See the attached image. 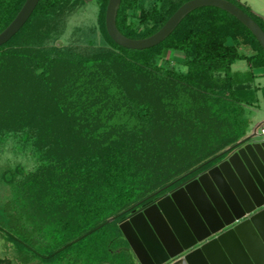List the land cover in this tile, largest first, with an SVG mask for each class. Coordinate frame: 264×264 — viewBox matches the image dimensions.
I'll list each match as a JSON object with an SVG mask.
<instances>
[{
  "label": "trees",
  "instance_id": "trees-1",
  "mask_svg": "<svg viewBox=\"0 0 264 264\" xmlns=\"http://www.w3.org/2000/svg\"><path fill=\"white\" fill-rule=\"evenodd\" d=\"M25 1L0 0V32L13 21ZM97 1L101 27L111 46L129 56L109 50L100 56L74 59L63 50L38 47L52 20L77 4L73 0H41L20 32L0 47V138L5 133L22 132L33 140L42 162L38 172L20 184L14 185L24 172L19 168L5 172L6 181L14 185L9 208L17 209V213L14 223L11 219L10 223L0 222V232L18 246L24 261L33 255L57 264H88L85 262L92 261L95 250L104 248L110 250L111 262L95 264H134L137 258L119 227L129 213L127 209L143 200L148 191L193 167L187 164L161 182L144 183L154 163L162 156L167 158L160 146L164 140L169 145L173 143L168 134L173 131L175 137L186 132V141H175L180 151L193 152L196 147L199 155L198 150L203 148L201 156H192L193 165L206 158L212 160L246 134L250 126L246 108L259 106V92L264 102V86L255 84L256 78L264 77V50L255 36L226 11L215 7L197 9L158 46L131 50L117 45L107 33L109 0ZM187 1L159 0L146 9L142 0H122L118 28L130 38L149 37ZM229 1L264 29L258 16L238 0ZM129 10L140 11L142 31L129 23ZM171 50L185 54L187 72H168L167 78H161L155 62ZM238 61H246L249 69L234 71ZM152 67L155 73H151ZM91 69H105L113 79L96 78ZM79 70L84 77L75 78ZM81 79L86 85L83 92L78 90L81 95L77 97L70 92ZM181 88L187 95L177 96ZM167 92L173 93V102L169 103L172 112L162 114L161 103ZM97 98L102 102L98 106ZM131 104L138 108L139 118L149 117L151 108L160 112L149 129L134 126L143 128L142 135L139 131L128 135L124 129V133L112 136L116 132L115 118ZM93 107L98 110L96 114H90ZM195 124H199L197 130ZM121 129L122 126L118 128ZM190 129L194 132L190 133ZM118 136L121 138H114ZM109 137L112 142L106 140ZM139 138L143 140L139 142ZM151 153L155 154L151 156L153 160ZM123 155L124 171L120 166ZM47 185L50 188L44 190ZM123 206L124 211L114 216ZM99 232L108 234L105 242L86 241ZM0 261L13 264L8 258L0 257Z\"/></svg>",
  "mask_w": 264,
  "mask_h": 264
},
{
  "label": "water",
  "instance_id": "water-1",
  "mask_svg": "<svg viewBox=\"0 0 264 264\" xmlns=\"http://www.w3.org/2000/svg\"><path fill=\"white\" fill-rule=\"evenodd\" d=\"M40 1H25L0 32V47L20 32ZM121 3L109 0L105 24L111 39L127 49L156 47L190 13L215 7L239 20L264 50V29L229 0H189L159 31L142 39L130 38L118 28ZM259 128L208 172L119 223L140 264H264V136Z\"/></svg>",
  "mask_w": 264,
  "mask_h": 264
},
{
  "label": "rangeland",
  "instance_id": "rangeland-1",
  "mask_svg": "<svg viewBox=\"0 0 264 264\" xmlns=\"http://www.w3.org/2000/svg\"><path fill=\"white\" fill-rule=\"evenodd\" d=\"M73 1H76L77 4H75L72 7V9L70 8L66 10L61 17L52 20L50 24V30L48 33H46V38L41 42L42 44L40 43L41 45L38 47L46 50L47 49L63 50L64 52L66 51L69 55H71L72 58L74 59L89 58L97 54L100 56L102 53L105 54L109 50H112L116 55H121L123 57L129 56L122 53L120 50L116 49L115 47L111 46V43L107 39L101 27L100 5L97 0H73ZM142 1L145 4L146 9H151L159 0H142ZM245 1L248 0H238L237 3L245 7ZM253 1L260 8L259 9L260 11L258 12L264 14L263 4L259 3V0H253ZM128 14H129V23H132L136 30L142 31L141 29L142 26L140 25V21H139L140 11L129 10ZM241 50L244 49L242 48ZM184 62H185V54L183 52L171 50V51H166L164 54H162L155 62V64L156 66L159 67L157 69L159 72L158 75L161 78H167L166 75H168V72H175L180 74L186 73L187 67ZM248 67L249 65L248 63H246V61H238L233 66L235 70L248 69ZM107 70L108 72L109 70L114 71V69H107ZM91 71L93 72L92 74H94V77L97 78V76H100V79H102L103 81L107 78L108 80L112 78L111 75L109 76V73L105 72V69H91ZM97 72H99V74H97ZM151 73H155L153 67ZM74 76L76 78V77H82L83 75L79 70ZM89 76L92 77L90 73ZM168 80L174 81L173 78L171 79L168 78ZM84 81H85L84 79H81V81H77L76 82L77 85H74L72 87L73 90L71 89L72 91L70 93L74 92L75 95L79 97L81 94L78 93V90L83 92L82 87L86 85L85 84L86 81L85 82ZM261 81L264 82V78ZM83 82L84 85H80ZM263 82H260L259 85L263 86L264 84ZM180 86H182L181 83ZM182 89L183 88L179 90L181 93L177 94V96L185 95L186 92L184 91V89L183 90ZM137 93L140 95L142 92L137 91ZM171 94L173 95V93L167 92L165 95H163V100H162L163 104L161 103V109L163 110L162 114L163 113L170 114L172 112L170 111V106H169V103L171 104L173 102ZM259 95L261 97V102L259 106L256 108L247 109L246 111V116L248 117V123L249 125H251V127L248 128L249 130L256 127L261 121H264V103L261 92H259ZM100 103L102 102L100 101L99 98H97L96 106H98ZM92 110L93 111L90 114H96L98 112V110H95L94 107L92 108ZM150 110L151 112L149 117L139 118L138 116H136V112L138 111V108L135 105L131 104L130 107L125 108L124 114H120L115 118L114 126L116 127L113 126L114 128L113 130L114 132L115 131L116 132L112 134V136H116L120 134V132L124 133V129L126 133H128V135L129 133L131 135L132 132L135 134L138 131L140 132V135H142V132L140 130L143 128L145 130L149 129L153 125L152 119L156 120L157 114L160 112V110L156 111V110H152V108ZM109 123L110 122H108L107 125ZM197 125L199 126V124L193 125L196 130L198 127ZM121 126L122 129L118 130V128L120 129ZM134 126H139V127L143 126V128L136 129L134 128ZM261 126H263V124H259L257 127H261ZM201 128L203 127H199L198 129ZM188 131L190 133L194 132L192 129ZM198 133H202V132L200 131ZM174 134L175 133L173 131H171L170 134H168L169 137L172 138L173 143L169 145V143L164 140L162 145L160 146V151H163V154H165L167 158H162L163 157L162 156L161 159L157 161V163H154V167H152V169L149 171L150 174L147 176L148 179L145 180L144 183H147L148 181H150L149 183H152L153 180L156 182H161L163 179L166 178V176H170L172 173L178 172L180 169H182L183 166L185 167L187 164H190V166L193 167H190L181 174L178 175L176 174L177 176L166 180L165 181L166 183L164 185L155 188L154 190H152V192L148 191L145 194V198L129 206L130 208L127 209V212L128 211L130 212L131 210H134L137 206L145 202H148L149 200H152L154 197L160 194V192L176 184L178 180L184 179L187 175H189L199 166H201V164L212 158V157L206 158L200 163L196 162V164L193 165V163L195 162V160H193L194 156H199V155L201 156L203 154V148L201 147L198 150L199 155H196V151H197L195 150L196 147L193 149V152L186 150L180 151L177 148L178 146L177 144H175V141L176 142L177 140L178 142L186 141V137L188 136H186V132L185 135H176L175 137L172 136ZM114 138H121V136ZM106 140H108V142L109 140H111L112 142L113 138L109 137ZM134 140L135 137H132L131 143H133ZM138 140L139 142H141L143 139L139 138ZM32 141L33 140L26 138L22 132L5 133L0 138V222L10 223V219H11L12 223H14L17 209L10 210L9 208L10 205L9 203H12L14 198V185L20 184L24 182L26 179L31 178L30 177L31 174L38 172L39 170L38 168L42 165L41 157ZM160 151L157 153L158 156L162 155V152ZM153 155L155 154L151 153V155H149L150 159H152L151 156ZM120 166H122V171H124V155L123 157H121ZM18 168L22 172H24V175L22 174L19 175L17 177L16 183L14 185H11V182L9 183L6 181L5 172L10 170L12 173L15 169ZM10 177L11 174H8L7 178ZM49 188H50L49 185L43 186L44 190ZM36 205L38 206V204ZM7 208L8 210H6ZM122 211H124V206L122 210L115 211L113 215L115 216ZM49 212L50 211H48L47 213ZM94 235L95 236H93V238L90 237L86 238V241L89 243H99L98 241L102 239L101 242H105L106 235L108 234H106V232H99ZM97 236H101V237L97 238ZM42 242L45 243V240H43ZM114 246L115 243H112V247ZM80 250H83V248ZM0 257L8 258L12 260L13 264H55L56 263L55 260L42 261L40 259L34 258L33 255H30V258L27 259V261H24L22 254L18 249V246L12 243L11 241L7 240V238L1 232H0ZM111 258L112 255L110 250L100 248V250H95V257L92 258V261H88L85 263L95 264L96 262H100V261L111 262Z\"/></svg>",
  "mask_w": 264,
  "mask_h": 264
},
{
  "label": "flooded vegetation",
  "instance_id": "flooded-vegetation-1",
  "mask_svg": "<svg viewBox=\"0 0 264 264\" xmlns=\"http://www.w3.org/2000/svg\"><path fill=\"white\" fill-rule=\"evenodd\" d=\"M238 147L239 146L234 145V147L229 149L226 153L222 152L223 154L221 153L220 155H218V157L210 160V163L207 162L208 165L199 166L196 170H194L192 173L187 175L184 179L178 180L176 184H174V185L170 186L169 188H167L166 190L160 192V194H158L152 200H149L148 202H145V203L137 206L134 210H131L129 213H127V215L125 217H123L121 219L120 222L128 220V218H130V216L138 214L143 208H145L147 206H153L157 202V200L160 199L161 197L168 196L170 194V192H172L173 190L180 189V187L183 184H185L186 182L195 180L199 175L208 172V170H210L216 164H218L220 161L225 159L230 153L236 151ZM0 264H7V263L0 261Z\"/></svg>",
  "mask_w": 264,
  "mask_h": 264
},
{
  "label": "crops",
  "instance_id": "crops-1",
  "mask_svg": "<svg viewBox=\"0 0 264 264\" xmlns=\"http://www.w3.org/2000/svg\"><path fill=\"white\" fill-rule=\"evenodd\" d=\"M259 3H261V4H263V6H264V0H259ZM245 7L246 8H248L253 14H255L256 16H258L263 22H264V14L263 13H260V12H258V11H260L259 9V6H257V4H255L254 3V1L253 0H248V1H245ZM247 63V62H246ZM235 65V64H234ZM233 65V66H234ZM234 69V68H233ZM248 69H249V67H248ZM248 69H234V71H242V72H246V70H248ZM256 73H261V71H256ZM264 77H258V78H256L255 79V84L256 85H259V83L260 82H263V81H261L262 79H263ZM264 83V82H263ZM261 86V85H260ZM263 86H264V84H263ZM261 98V97H260ZM261 102V101H260ZM264 103V102H263ZM250 108H256V107H247L246 108V111H247V109H250ZM259 124H263V126H264V121H261ZM258 124V125H259ZM257 125V126H258ZM256 126V127H257ZM251 127V125L249 126V128ZM256 127H254L253 129H248L247 130V132H246V134L238 141V142H240V141H242L243 139H245L246 137H248L249 135H251L252 133H254V131H255V129H256ZM237 142V143H238ZM236 143V144H237ZM235 144V145H236ZM234 146V145H233ZM230 147H232V146H229L228 148H230ZM228 148H226V149H228ZM225 149V150H226ZM224 150V151H225ZM223 151V152H224ZM134 264H140L139 263V261L136 259L135 261H134Z\"/></svg>",
  "mask_w": 264,
  "mask_h": 264
},
{
  "label": "built area",
  "instance_id": "built-area-1",
  "mask_svg": "<svg viewBox=\"0 0 264 264\" xmlns=\"http://www.w3.org/2000/svg\"><path fill=\"white\" fill-rule=\"evenodd\" d=\"M258 132H259L262 136H264V126H261V127L259 128Z\"/></svg>",
  "mask_w": 264,
  "mask_h": 264
}]
</instances>
